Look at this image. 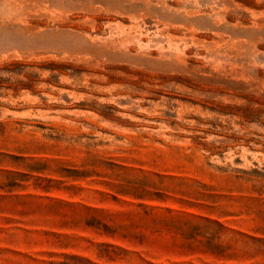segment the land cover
<instances>
[{"label": "rangeland", "instance_id": "rangeland-1", "mask_svg": "<svg viewBox=\"0 0 264 264\" xmlns=\"http://www.w3.org/2000/svg\"><path fill=\"white\" fill-rule=\"evenodd\" d=\"M0 264H264V0H0Z\"/></svg>", "mask_w": 264, "mask_h": 264}]
</instances>
